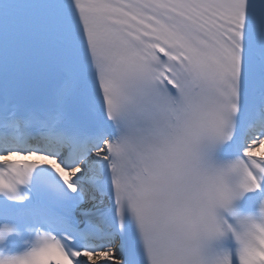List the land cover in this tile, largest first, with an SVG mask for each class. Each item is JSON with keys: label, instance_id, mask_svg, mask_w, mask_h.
<instances>
[{"label": "snow or ice", "instance_id": "6c2138e0", "mask_svg": "<svg viewBox=\"0 0 264 264\" xmlns=\"http://www.w3.org/2000/svg\"><path fill=\"white\" fill-rule=\"evenodd\" d=\"M0 264H264V0H0Z\"/></svg>", "mask_w": 264, "mask_h": 264}]
</instances>
